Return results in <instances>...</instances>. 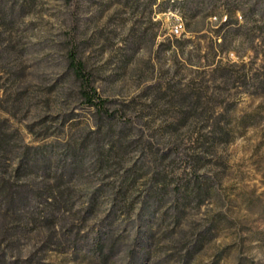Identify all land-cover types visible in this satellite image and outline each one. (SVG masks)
Listing matches in <instances>:
<instances>
[{"label": "rangeland", "instance_id": "obj_1", "mask_svg": "<svg viewBox=\"0 0 264 264\" xmlns=\"http://www.w3.org/2000/svg\"><path fill=\"white\" fill-rule=\"evenodd\" d=\"M182 1L0 0V264H264V0Z\"/></svg>", "mask_w": 264, "mask_h": 264}, {"label": "trees", "instance_id": "obj_2", "mask_svg": "<svg viewBox=\"0 0 264 264\" xmlns=\"http://www.w3.org/2000/svg\"><path fill=\"white\" fill-rule=\"evenodd\" d=\"M207 0H184L182 1V7H186L183 16L185 14H189V12H193V15L198 12V10L205 5ZM190 6L191 9L188 7ZM216 11V7L214 5H210L206 8V15L210 16L213 12ZM186 12V13H185ZM230 16L233 12L232 9H227ZM184 18H186L184 16ZM227 21L224 22L223 25H226ZM67 67L71 72L72 78L77 83L78 95L81 100L87 103L88 106L94 107L95 111L101 116H108V109H106L105 104L106 101L97 93V90L94 86H92V81L90 74L88 73L85 63L77 57L75 52L72 50L67 55ZM109 240V239H108ZM107 241L103 243H99L97 246L98 254H102L103 247L107 244Z\"/></svg>", "mask_w": 264, "mask_h": 264}, {"label": "built area", "instance_id": "obj_3", "mask_svg": "<svg viewBox=\"0 0 264 264\" xmlns=\"http://www.w3.org/2000/svg\"><path fill=\"white\" fill-rule=\"evenodd\" d=\"M182 30V24H177V25H175V27H174V32L175 33H178V32H180Z\"/></svg>", "mask_w": 264, "mask_h": 264}]
</instances>
